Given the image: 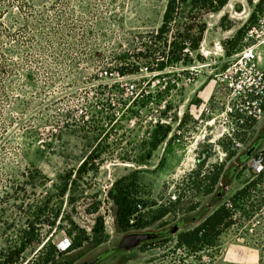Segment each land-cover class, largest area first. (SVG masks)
Returning <instances> with one entry per match:
<instances>
[{"label": "rangeland", "instance_id": "obj_1", "mask_svg": "<svg viewBox=\"0 0 264 264\" xmlns=\"http://www.w3.org/2000/svg\"><path fill=\"white\" fill-rule=\"evenodd\" d=\"M27 1L0 19V254L33 224L36 240L19 264H264V113L235 124L216 83L224 56L264 13V0H230L205 16L188 62L149 72L155 64L141 61L138 73L125 76L117 68L136 64L131 56L145 32L160 26L165 0ZM157 125L170 132L150 151ZM87 157V173L76 175ZM133 172L147 202L143 221L177 203L161 221L123 231L107 193ZM60 178L69 181L63 197ZM241 190L229 228L179 246L180 234ZM193 204L195 211H185ZM98 216L106 242L59 251L64 238L91 236ZM130 235L147 239L120 248Z\"/></svg>", "mask_w": 264, "mask_h": 264}, {"label": "trees", "instance_id": "obj_2", "mask_svg": "<svg viewBox=\"0 0 264 264\" xmlns=\"http://www.w3.org/2000/svg\"><path fill=\"white\" fill-rule=\"evenodd\" d=\"M229 1L165 0L160 26L156 30L145 32L144 36H142V39L145 40L140 42L141 49L131 56L137 61L136 64H132V66H120L117 68L116 73L119 76L136 74L140 71L139 65L141 61L155 64V68H150L149 66L146 68L149 72H162L173 64L188 62L191 53L199 49L206 31L204 17L222 11ZM27 6V0H0V19L2 18L3 11L9 8H16L18 11H21L22 9H26ZM169 132V127L157 125L148 143L150 151H155L166 139ZM87 162L88 157L77 168L76 175L80 176L87 173L88 170H85ZM216 168L217 173L210 178L209 185L203 192L204 196H209L213 193L224 169L223 163L216 166ZM70 182L73 183L74 180ZM138 184L137 173H129L116 179L107 193V197L115 207V223L123 231L133 227L144 229L175 212L173 207L177 202H168L160 206L155 215L150 218V221H143L142 212L147 208V202L138 196ZM68 187L69 181L60 178V186L58 188L60 197L66 194ZM243 194L244 190L237 192L229 200V203H224L218 207L196 229L180 234L177 237L179 246L190 249L199 242L200 237L203 235L209 238L218 237L223 232V229L229 228L233 224V205ZM197 208V204H193L185 209V211L192 212ZM24 234L25 240L21 241L18 246L1 252L0 264H19L26 247L36 240L33 224L27 225ZM107 239L108 234L105 231L104 219L102 216H98L92 228V235L88 236L84 232L79 233L74 237L70 247L71 250H76L85 242H92L94 246H98L106 242ZM25 264H30V261Z\"/></svg>", "mask_w": 264, "mask_h": 264}, {"label": "built area", "instance_id": "obj_3", "mask_svg": "<svg viewBox=\"0 0 264 264\" xmlns=\"http://www.w3.org/2000/svg\"><path fill=\"white\" fill-rule=\"evenodd\" d=\"M216 83L226 94V118L235 124L255 123L264 113V13L248 26L241 44L225 55ZM64 238L59 251L70 248Z\"/></svg>", "mask_w": 264, "mask_h": 264}, {"label": "water", "instance_id": "obj_4", "mask_svg": "<svg viewBox=\"0 0 264 264\" xmlns=\"http://www.w3.org/2000/svg\"><path fill=\"white\" fill-rule=\"evenodd\" d=\"M147 238H145L144 236H139V235H130L125 237L121 244H120V248H130V247H134L137 244H139L141 241L146 240Z\"/></svg>", "mask_w": 264, "mask_h": 264}]
</instances>
